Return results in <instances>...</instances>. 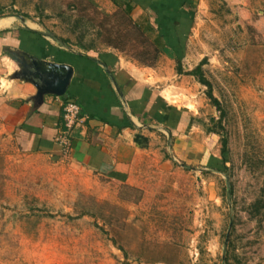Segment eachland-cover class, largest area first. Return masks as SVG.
Here are the masks:
<instances>
[{"label":"rangeland","instance_id":"obj_1","mask_svg":"<svg viewBox=\"0 0 264 264\" xmlns=\"http://www.w3.org/2000/svg\"><path fill=\"white\" fill-rule=\"evenodd\" d=\"M204 1L183 44L156 60L157 34L140 37L112 13V0H0V20L14 19L15 29L38 23L69 51L112 48L170 75L173 101L197 114L206 148L198 165L165 158L140 187L116 188L22 151L0 119V264H264V202L252 210L264 189V21L257 12L233 14L224 0ZM177 56L187 72L207 60L221 112L207 87L178 76ZM17 69L1 61L0 94Z\"/></svg>","mask_w":264,"mask_h":264},{"label":"crops","instance_id":"obj_2","mask_svg":"<svg viewBox=\"0 0 264 264\" xmlns=\"http://www.w3.org/2000/svg\"><path fill=\"white\" fill-rule=\"evenodd\" d=\"M224 2L233 14L246 19L257 12L261 16L259 23L264 21V0ZM119 5L112 0V13L120 12ZM202 8H206L204 0L129 3V13L132 18L137 16L134 21L143 30L157 29L159 14L185 17ZM13 25L12 18L0 20V37L3 31L8 32L0 39V64L12 60L10 51H20L44 61L70 65L75 71L67 94L48 95L42 104L36 100L33 84L13 78L18 66L9 73L8 86L0 94V119L22 151L59 165L68 163L91 176L94 184L116 188L140 187L142 175L155 161L163 162L165 158L166 164L171 159L202 163L205 147L197 114L173 101L176 88L170 75L140 66L112 48L87 53L69 51L44 35L38 23L28 21L26 27L20 25L17 29ZM169 51L164 53L168 55ZM69 102L80 106L81 122L70 135L71 151L65 153L58 137L66 129L64 106Z\"/></svg>","mask_w":264,"mask_h":264},{"label":"trees","instance_id":"obj_3","mask_svg":"<svg viewBox=\"0 0 264 264\" xmlns=\"http://www.w3.org/2000/svg\"><path fill=\"white\" fill-rule=\"evenodd\" d=\"M125 1V3H121L120 0H114V2L119 5L120 12L118 14L125 16L130 24L132 25L133 29L138 32V35L140 37L145 38L147 36V33L150 34H157L156 39L152 44L154 47V53L156 55V60L159 59V55L165 50V49H173L176 51L175 46L178 45L179 47L183 44V38L186 37L187 33L192 27V21L190 16H166V15H157V23L160 27V30L163 31V33H159L155 28L149 27L147 30H143L142 27L136 23L131 14L129 13V3L132 0H122V2ZM122 4V5H121ZM126 5V10H123V7ZM1 13V11H0ZM192 16V15H191ZM173 25V26H172ZM29 32H32L30 30H27ZM166 32V33H165ZM170 32H173V34H170ZM36 33V32H32ZM54 40H56L58 43H61L62 45L65 44V41L60 40L56 36H52ZM148 38V37H147ZM169 38V39H168ZM146 39V38H145ZM116 49L119 48V46H114ZM147 54V53H146ZM207 60H204L201 62L195 69L187 72L184 70V67L182 65V60L180 56H177V72L179 75H185L194 77L200 84L208 88V98L211 100L213 105L221 112V104L217 98H215L213 94V87L211 83L206 79L205 73L203 70V67ZM146 67L153 68V64H146ZM221 121V120H220ZM228 141L227 139H224L223 141V154L226 153ZM264 202V189L262 191L261 198L252 205V210L258 211L262 207L261 203ZM82 215L87 216L90 215L89 212H84Z\"/></svg>","mask_w":264,"mask_h":264},{"label":"water","instance_id":"obj_4","mask_svg":"<svg viewBox=\"0 0 264 264\" xmlns=\"http://www.w3.org/2000/svg\"><path fill=\"white\" fill-rule=\"evenodd\" d=\"M10 58L19 67L13 78L33 84L37 89L36 100L39 103L42 104L48 95L64 97L67 94L75 72L72 66L44 61L20 51H10ZM232 226L231 222L226 245L230 241Z\"/></svg>","mask_w":264,"mask_h":264},{"label":"built area","instance_id":"obj_5","mask_svg":"<svg viewBox=\"0 0 264 264\" xmlns=\"http://www.w3.org/2000/svg\"><path fill=\"white\" fill-rule=\"evenodd\" d=\"M80 106L74 102H69L64 106L65 131L58 137V143L62 146L65 153L71 151L70 135L75 127L81 122Z\"/></svg>","mask_w":264,"mask_h":264}]
</instances>
